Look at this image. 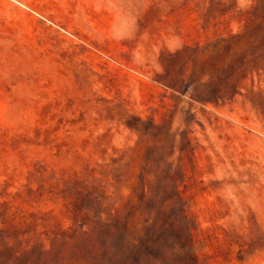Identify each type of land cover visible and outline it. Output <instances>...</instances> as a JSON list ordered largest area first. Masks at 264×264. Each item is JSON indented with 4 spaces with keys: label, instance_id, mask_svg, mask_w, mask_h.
I'll return each instance as SVG.
<instances>
[{
    "label": "rangeland",
    "instance_id": "374dc122",
    "mask_svg": "<svg viewBox=\"0 0 264 264\" xmlns=\"http://www.w3.org/2000/svg\"><path fill=\"white\" fill-rule=\"evenodd\" d=\"M176 194L264 264V0H0V264H132L109 213Z\"/></svg>",
    "mask_w": 264,
    "mask_h": 264
},
{
    "label": "trees",
    "instance_id": "16d2710c",
    "mask_svg": "<svg viewBox=\"0 0 264 264\" xmlns=\"http://www.w3.org/2000/svg\"><path fill=\"white\" fill-rule=\"evenodd\" d=\"M141 200L144 201L143 197ZM137 205L131 197L123 210L109 213L108 227L113 230L109 236L114 235L111 247L115 258L123 254L127 249L124 243L129 241L132 247L128 258L131 257L132 264H199L194 246L200 232L190 223L191 216L179 194L163 197L159 208L153 207L145 218L139 215Z\"/></svg>",
    "mask_w": 264,
    "mask_h": 264
}]
</instances>
